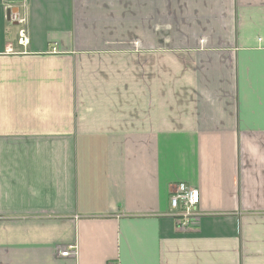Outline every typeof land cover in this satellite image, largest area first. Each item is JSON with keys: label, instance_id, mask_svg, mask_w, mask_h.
I'll return each mask as SVG.
<instances>
[{"label": "crops", "instance_id": "obj_1", "mask_svg": "<svg viewBox=\"0 0 264 264\" xmlns=\"http://www.w3.org/2000/svg\"><path fill=\"white\" fill-rule=\"evenodd\" d=\"M7 11L0 264H264V0H29L26 46Z\"/></svg>", "mask_w": 264, "mask_h": 264}, {"label": "built area", "instance_id": "obj_2", "mask_svg": "<svg viewBox=\"0 0 264 264\" xmlns=\"http://www.w3.org/2000/svg\"><path fill=\"white\" fill-rule=\"evenodd\" d=\"M6 4V8L13 9L10 12V17L20 24L18 30V44L26 46L29 42V38L26 34V9L29 0H3ZM199 203V191L195 188L188 186L184 182H176L173 185V190L170 193V215L176 219V223L179 228L188 229L193 227V223L197 221L200 213L196 210V206ZM74 253L73 247L69 246L61 252L62 256Z\"/></svg>", "mask_w": 264, "mask_h": 264}, {"label": "water", "instance_id": "obj_3", "mask_svg": "<svg viewBox=\"0 0 264 264\" xmlns=\"http://www.w3.org/2000/svg\"><path fill=\"white\" fill-rule=\"evenodd\" d=\"M10 12H13V9H8V11H7V17L9 18L10 17Z\"/></svg>", "mask_w": 264, "mask_h": 264}]
</instances>
